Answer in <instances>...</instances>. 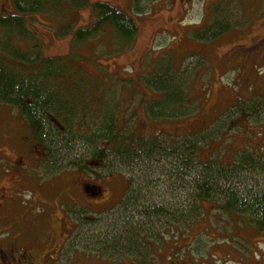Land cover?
Returning <instances> with one entry per match:
<instances>
[{
	"label": "rangeland",
	"instance_id": "rangeland-1",
	"mask_svg": "<svg viewBox=\"0 0 264 264\" xmlns=\"http://www.w3.org/2000/svg\"><path fill=\"white\" fill-rule=\"evenodd\" d=\"M141 1L88 0L68 15L64 11L37 12L29 15L28 21L41 40L42 57H63L70 53L74 31L92 24V3L118 8L136 24L133 46L113 53V36L105 28L99 38L75 47L74 53L90 74H113L106 88L109 85L118 97L120 117L130 115L133 127L146 135L208 132V144L200 143L198 151L202 159L213 154L222 162H230L242 149L264 153V0ZM228 9L238 17L228 21L235 27L209 41L195 37L211 30L209 21H219L218 28L224 29L222 25L227 22L222 20L228 14L218 15ZM11 12V0H0V15ZM69 19L67 27L71 28L62 37L58 30L64 29ZM0 40H4L3 32ZM166 55L175 67L180 62L184 67L190 99L197 107L190 117L152 120L143 105L155 95L144 79L156 60L163 61ZM200 57L205 62L202 67L197 64ZM165 67L163 61L161 68ZM111 92L106 95L110 107ZM68 96L76 99L74 92ZM237 103L251 110L230 109ZM172 108L176 110V106ZM228 109L226 116L219 118L223 126L207 128ZM40 155L41 148L26 122L17 111L0 104V247L13 244L28 255L32 264H264V232L255 230L245 218L217 210L212 202L203 203L202 216L190 227L178 230L174 223L176 239L171 238L174 234L168 226L163 237L155 236L171 212L178 207L186 209L190 203V177L181 178L176 170L170 175L169 158H157L159 164L148 162L149 167L116 164L120 165L116 174L101 177L70 169L49 168L44 172ZM246 177L252 175H242L228 187L237 191L250 185L263 189L260 174L254 176L256 185ZM127 179L131 189H141V206L158 205L169 211L166 217L150 219L156 224L154 236L150 244L139 241L136 255L128 253L126 247H115L112 241L114 229L123 226L121 218L125 214L130 213L135 221L144 220L129 207L117 206L124 198ZM86 181L100 186L89 187ZM94 188L105 197L91 195L89 190ZM108 209L111 211L94 215ZM87 215L98 218L85 220Z\"/></svg>",
	"mask_w": 264,
	"mask_h": 264
},
{
	"label": "trees",
	"instance_id": "trees-1",
	"mask_svg": "<svg viewBox=\"0 0 264 264\" xmlns=\"http://www.w3.org/2000/svg\"><path fill=\"white\" fill-rule=\"evenodd\" d=\"M148 1L151 0H145ZM53 2L56 3L51 5ZM87 2L11 0L13 12L0 15V32L4 33V40H0V104L17 111L31 129L34 140L41 148L44 172L54 168L58 171L70 169L91 176H112L117 173L116 166H120L116 164L149 167L151 161L159 164L161 159L166 161L169 158L172 160L169 166L173 172L170 175L176 170L179 177H190V203L186 209L178 207L171 212L155 236L163 237L165 226L169 227L173 235L174 223L178 230L190 227L202 216L204 202L214 203L217 210L223 213L245 218L255 230L264 232V153L242 149L230 162H222L213 154L202 159L198 154L200 143L208 144V132L204 134V130L180 136L166 132L142 134L133 127L130 115L120 117L118 97L116 99L109 85L106 88L113 74L97 76L80 66V58L74 53V48L99 38L105 28L113 36V53H121L133 46L137 27L130 16L107 3H92V24L74 31L70 53L63 57H42L41 40L32 30L28 16L37 12L48 14L60 11L68 15L70 11L84 7ZM226 13V19L222 20L227 22L222 25L224 29L218 28L221 25L219 21H209L208 27L211 30L195 37L209 41L235 27V23H228L229 20L238 19L234 11L228 9V12L218 16ZM69 24L70 19L64 29L58 30L60 36L69 33ZM202 59L200 57L197 61L201 67L205 65ZM163 61H166L165 69L161 68ZM163 61L157 59L152 72L144 79L146 87L155 95L149 101H144V112L152 120L190 117L195 113L197 105L190 99L184 67L180 65L181 62L175 67L168 55ZM71 92H74L76 99L68 96ZM110 92L113 98L111 107L110 99L106 96ZM172 106H176V110ZM231 106L230 109L240 108L239 111L241 107L251 110L240 103ZM227 112L229 109L215 117L207 128L223 126L224 123L219 124V118ZM87 120L93 123L89 124ZM246 174L252 175L254 179L246 178L254 185V176L260 174L263 189L252 188L250 185L237 191L234 187H228L229 182ZM89 184L100 186L97 182ZM141 192L140 188L131 189L127 179L124 198L117 206L121 205L124 209L129 207L134 215L144 217V220L135 221L130 213L125 214L121 218L123 226L116 231L114 229L112 234L115 247H126L127 252L134 255L140 240L150 244V238L154 236L152 230H156V224L150 219L166 217L169 212L163 206H141L138 202V199L141 201L143 198ZM109 211L94 212V215H103ZM97 218L89 215L84 217L91 221ZM171 238L176 239L177 236L174 234ZM121 241L125 245L120 244Z\"/></svg>",
	"mask_w": 264,
	"mask_h": 264
},
{
	"label": "flooded vegetation",
	"instance_id": "flooded-vegetation-1",
	"mask_svg": "<svg viewBox=\"0 0 264 264\" xmlns=\"http://www.w3.org/2000/svg\"><path fill=\"white\" fill-rule=\"evenodd\" d=\"M42 162V154L40 155ZM89 185V187H97V185L89 184V182H85ZM91 183V182H90ZM91 195L99 194L96 199H103L105 195L100 193V190L97 188L89 190ZM0 264H32V262L28 259V255L22 251L17 250L13 244H10L8 247H0Z\"/></svg>",
	"mask_w": 264,
	"mask_h": 264
}]
</instances>
